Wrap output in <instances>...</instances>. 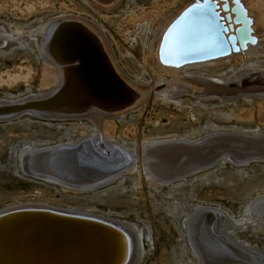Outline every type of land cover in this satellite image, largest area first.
I'll use <instances>...</instances> for the list:
<instances>
[{
  "label": "bare ground",
  "instance_id": "1",
  "mask_svg": "<svg viewBox=\"0 0 264 264\" xmlns=\"http://www.w3.org/2000/svg\"><path fill=\"white\" fill-rule=\"evenodd\" d=\"M85 1L106 12L121 2ZM197 4L204 5V15L195 16L186 11ZM81 19L71 15L52 25L45 30V41L39 46V53L44 51L41 84L54 87L46 95L58 94V99L44 102L42 96L24 98L17 103L20 111L16 113L11 111L14 107L10 106L11 101L0 100V121L22 113L49 118L58 114L74 118L85 113L84 118L94 126V140L83 133L86 138L77 143L29 152L25 160L29 174L72 192L96 190L123 174L133 156L117 148L120 146L113 140V120L138 109L146 102L153 85L155 98L168 96L170 89L177 97L189 94L201 100L251 99L255 109L245 111V116L256 117L264 124V0H157L151 9L131 16L132 25L144 23L141 27L149 31L150 36L143 42L146 51L142 67L145 72L148 69L154 84L149 83V77L148 81L142 79V83L126 77L102 29ZM4 36L6 33L0 29V46L4 45ZM225 66H231L233 73L226 83H220L217 80L222 79L221 68ZM40 109L45 112H39ZM263 136L255 137L256 142L264 141ZM227 139L216 136L192 144L189 141V145L182 147L178 143L185 144V140L149 141L143 145L147 148L144 152H147L146 160L153 162L149 167L144 166L145 176L150 181L167 184L191 171L199 172V165L190 171L186 168L203 159L207 151L204 146ZM199 146L206 151L198 149ZM212 149L208 153L217 151ZM222 154L221 158L230 157L228 152ZM253 208L255 211L245 220L233 219L218 208L198 207L200 210L186 221L188 241L197 264H264L262 252L230 238L232 230L252 223L264 232V197ZM25 210L61 214L94 226L58 222V226L48 227L50 232L58 230V236L51 237L42 233L46 223H40L34 216L17 215L0 220V264H43L51 256L50 250L67 253L68 264H137L139 250L145 252L151 242L148 233L140 232L137 239L122 223L45 205L12 207L0 212V218ZM211 211L219 214L215 216ZM23 226H29L33 232ZM21 250L40 255L44 262L37 263L30 256L21 258Z\"/></svg>",
  "mask_w": 264,
  "mask_h": 264
},
{
  "label": "rangeland",
  "instance_id": "2",
  "mask_svg": "<svg viewBox=\"0 0 264 264\" xmlns=\"http://www.w3.org/2000/svg\"><path fill=\"white\" fill-rule=\"evenodd\" d=\"M156 1L121 0L106 12L89 6L85 0H0V29L6 33L4 45L0 46V100L11 101V111L16 113L20 111L17 103L24 98L42 96L44 102L58 99V94L48 96L54 87L50 86L51 90L41 84L44 51L39 53V46L45 41L44 32L71 15L102 29L126 77L135 83L148 81L149 77V83L154 84L148 69L145 72L142 67L146 51L143 42L150 36L149 31L141 27L144 23L132 25L129 18L151 9ZM226 67L221 68L223 77L217 80L220 83H226L233 73L231 66ZM153 90L154 85L138 109L113 120V140L120 146L117 148L133 157L123 174L96 190L69 191L29 174L25 164L34 149L92 137L94 126L84 118L87 114L49 118L23 113L15 120L0 121V212L18 206L45 205L88 213L122 223L137 239L142 231L149 234L151 242L145 252L139 250L137 264H197L188 241L187 219L200 210L198 207H214L233 219L247 220L255 211L253 206L264 197V150L251 146V152L231 151L230 157L224 156L214 165L161 184L145 176L144 166H151L153 161L146 160L147 148L143 145L185 140V144L178 143L182 147L231 133L262 137L264 124L256 117L245 116V111L255 109L251 99L199 100L189 94L178 98L170 89L166 98H155ZM249 158L254 159L237 163ZM210 160L211 157L206 159ZM230 238L264 254V234L256 224L239 226L230 232Z\"/></svg>",
  "mask_w": 264,
  "mask_h": 264
},
{
  "label": "water",
  "instance_id": "3",
  "mask_svg": "<svg viewBox=\"0 0 264 264\" xmlns=\"http://www.w3.org/2000/svg\"><path fill=\"white\" fill-rule=\"evenodd\" d=\"M218 19L220 21L222 20V18H220V17ZM223 29H224L223 31H227V29H225V28H223ZM237 30H235V32H237ZM228 42H229V45H230L229 49L232 50V44L230 43V39L229 38H228ZM235 44H238V43L235 42ZM184 64L185 63H183V64H181L179 66H182ZM16 118H18V117L14 116V117L9 118V119H10V121H12V120H15ZM3 122H9V121H7V120L4 121L3 120ZM216 136H219V137H221L223 139L224 138H229V139H227L226 141L222 140L223 142L219 141L217 143L215 141H213L214 144H212L213 143L212 142L209 146H204L207 151L205 149L201 148V146H199L198 149L205 150L206 151V155L203 157V159L201 161H199V162L196 161L197 163L195 162V164L188 166L186 168V169H188V171L193 170L192 168L195 165L201 166V169L206 168V167H208L210 165H213L217 160L221 159V156L223 155L222 153H225V152H228V153L231 152V151H238V152H248L249 151V152H251L250 151V147L251 146H256V147L259 146L261 148V150H264V141L256 142V139H255L254 136L243 135V134H218V135H215V136H212V137H208L206 139H211V138L216 137ZM206 139H204V140H206ZM231 139H237V140H231ZM213 147H216V148H213ZM210 149L217 150V151L216 152L212 151V153H208V150H210ZM244 154L247 155L246 153H244ZM218 155H219L220 158L218 157V158L215 159V156H218ZM208 157L209 158L211 157V160L209 162L206 161V159ZM250 159H254V158H249L248 160H250ZM256 159H260V158L257 157ZM248 160L245 159V160H242V161H237V163L248 162ZM194 171H197V170H194ZM211 212H213V214L215 216H217L219 214V212H217V211H211ZM17 215L34 216V217L37 218V221H40V223H46V227L42 230V233L50 235L51 237H53L55 235L58 236V230L55 228V230H52V232H50L51 230H49L48 227H56V226H58V222L75 224V225H80V226H83V227H85V226H92L93 227L94 226L93 224H90V223H88L86 221H82V220H79V219H76V218L72 219V218H68L66 216H61V214H54L52 212H46V211H41V210H25V211H21V212H16V213L4 216V217L0 218V220H4V219H6L8 217L17 216ZM23 228L33 232V229L30 228L29 226H23ZM263 234H264V232H263ZM42 242H43V240H42ZM49 254L51 256L46 259V261H49V262L45 261V263H43V264H68V260H69L68 258L70 256H68L67 253H60L57 250H50ZM25 256L26 257L30 256L37 263L44 262L40 255H35L33 253H30L28 250H21L20 257L24 258ZM65 260H67V262H65Z\"/></svg>",
  "mask_w": 264,
  "mask_h": 264
},
{
  "label": "snow or ice",
  "instance_id": "4",
  "mask_svg": "<svg viewBox=\"0 0 264 264\" xmlns=\"http://www.w3.org/2000/svg\"><path fill=\"white\" fill-rule=\"evenodd\" d=\"M238 2V0H237ZM187 12L193 13L195 16H201L205 14L204 5L197 4L193 8H189L186 10Z\"/></svg>",
  "mask_w": 264,
  "mask_h": 264
}]
</instances>
